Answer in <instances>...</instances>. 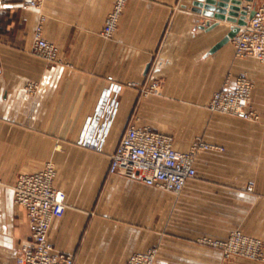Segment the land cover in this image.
<instances>
[{"label":"crops","instance_id":"crops-1","mask_svg":"<svg viewBox=\"0 0 264 264\" xmlns=\"http://www.w3.org/2000/svg\"><path fill=\"white\" fill-rule=\"evenodd\" d=\"M114 1L45 0L39 10L0 0V264H17L31 239L27 210L14 197L18 177L48 160L67 205L49 240L75 264H126L153 247L155 264H264L227 259L201 242L235 230L264 242V63L238 57L230 38L251 1L233 21L206 14L204 0H129L106 38ZM41 12L57 63L34 53ZM241 76L255 83L258 120L209 108ZM153 82L157 93L144 95ZM131 123L172 135L181 151L198 138L216 148L198 151L197 176L180 193L166 191L109 171ZM89 124L101 151L84 145Z\"/></svg>","mask_w":264,"mask_h":264},{"label":"built area","instance_id":"built-area-1","mask_svg":"<svg viewBox=\"0 0 264 264\" xmlns=\"http://www.w3.org/2000/svg\"><path fill=\"white\" fill-rule=\"evenodd\" d=\"M45 0H24L23 9L41 10ZM129 0H115L108 13L102 34L110 38L117 30ZM248 17L242 24H235L232 42L238 57H253L264 63V1L256 5L254 0L247 7ZM47 20L41 12L35 31L34 53L49 63L60 61L59 47L44 37ZM112 78V77H109ZM134 84V83H133ZM39 85L30 83L27 91L36 94ZM255 83L245 76L237 79L233 91L220 90L214 93L209 108L212 111L235 115L249 120H258L259 113L251 104ZM143 94L157 93L158 83L143 88ZM93 125L87 127L84 145L102 150L95 145L91 135ZM216 148L201 138L196 139L188 151L174 146V137L148 126L131 123L111 155L109 171L143 181L148 185L173 193H180L187 182L197 176L196 155L201 149ZM56 165L53 160L35 172L21 173L14 189L15 201L27 210L31 224V239L25 242L17 256V264H75V255L59 251L50 242L53 221L66 212V194L56 186ZM202 243L222 251L225 258L240 255L255 260H264V243L259 237L235 230L224 240L204 238ZM158 248L134 253L126 264H155Z\"/></svg>","mask_w":264,"mask_h":264},{"label":"water","instance_id":"water-1","mask_svg":"<svg viewBox=\"0 0 264 264\" xmlns=\"http://www.w3.org/2000/svg\"><path fill=\"white\" fill-rule=\"evenodd\" d=\"M252 1V0H247ZM243 0H204V2L198 3V5L204 8L206 14L212 15L217 19H226L229 16V19L236 21L242 10ZM240 22L239 24H242ZM235 34V30L231 29L230 38Z\"/></svg>","mask_w":264,"mask_h":264},{"label":"rangeland","instance_id":"rangeland-1","mask_svg":"<svg viewBox=\"0 0 264 264\" xmlns=\"http://www.w3.org/2000/svg\"><path fill=\"white\" fill-rule=\"evenodd\" d=\"M112 10V9H111ZM106 21V20H105ZM264 243V242H263ZM255 260V259H254ZM261 261H264V260H261Z\"/></svg>","mask_w":264,"mask_h":264}]
</instances>
